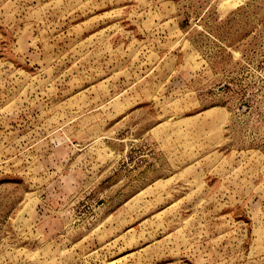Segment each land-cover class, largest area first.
Wrapping results in <instances>:
<instances>
[{
    "label": "rangeland",
    "instance_id": "obj_1",
    "mask_svg": "<svg viewBox=\"0 0 264 264\" xmlns=\"http://www.w3.org/2000/svg\"><path fill=\"white\" fill-rule=\"evenodd\" d=\"M0 264H264V0H0Z\"/></svg>",
    "mask_w": 264,
    "mask_h": 264
}]
</instances>
